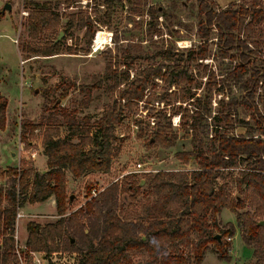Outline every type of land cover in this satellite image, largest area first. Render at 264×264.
<instances>
[{"label": "trees", "instance_id": "obj_1", "mask_svg": "<svg viewBox=\"0 0 264 264\" xmlns=\"http://www.w3.org/2000/svg\"><path fill=\"white\" fill-rule=\"evenodd\" d=\"M74 1L65 0V9ZM167 1V9L162 6L147 9L150 39L154 34L162 36L156 28L159 17L178 19L177 11L183 0ZM188 1L197 4L199 44L177 51L181 58L175 61L187 68L197 65L199 77L202 73L213 80V84L207 83L206 96L196 99L199 106L192 115L179 118L191 133L192 150L176 153V158L184 165L192 161L196 168L148 175L145 190L140 181L125 177L109 184L66 216L72 203L68 174L80 179L111 170L120 152L116 128L123 122L125 111L137 108L145 97L143 103L151 101L146 90L153 87V82L161 80L171 88L180 84L194 86L197 81L184 67L170 70L160 65L147 66L130 78L128 69L108 66L104 77L106 92L116 96L104 106L93 125L87 116L79 123L73 116L62 114L69 130L67 137H60L57 126L45 127L42 139L45 172H37L30 162H23L18 169H0V264H20L13 238L18 210L51 197L60 218L45 225L26 224L25 246L29 252L47 257L68 251L78 255L76 264H202L213 246L218 260L229 261L231 242L227 239L234 236L235 228L232 224L221 227L218 221L221 211L227 209L235 215L244 245L252 250V264H264V224H260L264 222V61L257 60V54L264 51V0H240L224 9H219L215 0ZM53 2L59 0H28L23 5L28 10L25 28L29 41H21L18 48L26 59L62 53L60 34L71 36L73 30L84 29L87 46L94 37L96 20L84 12L60 14ZM123 3L131 6L134 15H140L148 6V0H101V6L109 14L115 5ZM177 24L182 26L180 22ZM46 32L56 33V37L39 46L35 41ZM212 36L217 40L219 54L229 64L219 81L213 70L199 63L211 56ZM169 49L155 47L153 56L149 53L143 56L170 60L174 48ZM65 51L73 54L70 47ZM218 84L229 90L236 88L242 96H227L226 102L221 99L212 116L208 97ZM73 89L75 84L68 82L59 99L68 98ZM7 104L0 94V130L5 128ZM178 109L168 116L166 112L151 116L153 127L148 126L145 132L140 129L138 137L149 132L148 146L154 143L164 149L175 147L178 137L171 121L180 113L181 108ZM239 109L249 120L239 119ZM50 110L66 113L56 101L51 102ZM202 120L206 126H201ZM21 124L22 141L41 126L27 121ZM240 127L245 134H235ZM122 196H128L129 205L123 204ZM25 259V264H32L28 255Z\"/></svg>", "mask_w": 264, "mask_h": 264}, {"label": "rangeland", "instance_id": "obj_2", "mask_svg": "<svg viewBox=\"0 0 264 264\" xmlns=\"http://www.w3.org/2000/svg\"><path fill=\"white\" fill-rule=\"evenodd\" d=\"M23 1L0 0V94L8 101L5 128L0 130V169L4 170L18 169L23 162H30L37 172L43 173L45 157L42 139L45 127L48 125L57 126L60 130V137H67L69 130L63 120L64 114L73 116L79 123H82V119L87 116L90 125H93L101 116L104 106L111 103L116 96L106 92L107 82L104 77L108 66L118 70L128 69L130 78L147 66L160 65L170 70L180 69L184 66L175 61L181 58L177 51L199 44V39L196 36L197 4L194 1H181V7L177 11V20H165L163 17H159L156 28L162 32V36L154 34L150 39L147 35L150 20L147 9L149 6H162L167 9L169 7L167 0H148V6L143 8L140 15H134L130 11L131 6L126 3L115 5L112 8V13L109 14L105 7H101V0H92L88 2V5H82L80 3L82 0H75L72 9H65V0H59V2L53 3L56 11L60 14L84 12L85 15L91 16L92 20H96L94 37L90 45H86L84 29L73 30L71 36L62 35L59 39L63 45L62 53L51 57L33 56L26 59L27 56L22 55L18 48L21 41H29L25 28L28 10L24 9L27 15L22 14ZM215 1L219 9H224L231 3L238 4L240 2V0ZM7 4L11 7L10 11H5L2 14L3 8ZM177 22H180L182 26H179ZM98 32L111 33L112 42L105 45L104 49L98 53L92 54L91 45ZM55 37L56 33L46 32L40 35L35 43L43 46ZM213 37L209 47L211 56L199 63L213 70L216 80L219 81L229 64L228 60L223 59L219 54V48L216 46L217 40ZM67 47L72 48L73 54H68L65 51ZM155 47L166 50L174 48L171 50L170 60H164L158 56L152 59L143 56L148 53L149 56H153L156 52ZM79 50H84V52H79ZM173 54L176 55L172 56ZM259 58L264 61V51L257 54V60ZM123 64L126 65L123 66ZM184 68L197 80L194 86L180 84L169 88L161 80H155L153 87L146 90V96L151 95V101L143 103L145 97L137 108L125 111L123 122L116 128V145L120 152L115 157L108 173L88 174L80 179H73L68 174V194L73 198L66 216L81 208L90 198H94L91 194L87 196L88 190L93 188L100 193L109 184L120 182L125 177L140 181V186L144 188L148 175L162 171H188L196 168L192 161L188 165H184L176 158V153L192 150L191 133L188 132V126L183 125L179 118L180 115L188 116V118L192 115L195 108L199 106L196 99L206 96L207 83L210 81L213 84V80H208L207 76H203L202 73L199 77L197 65ZM68 82L74 83L75 89L71 91L68 98L60 100L59 95ZM221 85L212 87V93L208 97L212 106V116L218 111V103L221 99L224 98L226 102L227 96H242L238 89L229 90ZM53 101H56L58 108L66 113H56L50 110ZM178 108H181L180 113L175 114L171 121L178 137L175 147L164 149L154 143L148 146L146 140L150 135L149 132L141 138L138 137L140 129L145 132L148 126L153 127L154 116L165 112L168 116L177 113ZM238 113L239 119L249 120V117L241 109L238 110ZM210 120H207L208 124L211 123ZM22 121L34 125L41 124L40 128L26 141L21 140ZM205 122L202 120L201 126H206ZM221 126L226 127L224 124ZM245 132V129L240 127L237 128L235 134H245ZM33 152L35 157H32ZM137 164L142 165L141 169L137 168ZM233 194L236 195V192ZM121 200L125 206L129 205L128 196H122ZM20 211L27 217L20 220L18 227L15 224L14 236H17L19 244L22 246H25L27 239V223L35 222L45 225L54 223L60 218L51 201L35 207L26 204ZM218 221L221 227L232 224L235 228L234 236L227 239L231 242L230 260H218L213 252V246H210V251L205 254L202 264H252L254 262L252 250L244 245L240 237V229L237 227L235 215L224 209L218 216ZM59 253L61 256L57 257L56 255L55 262L57 264H76L79 260L75 253L71 254L63 250ZM26 261L27 259L22 263L25 264Z\"/></svg>", "mask_w": 264, "mask_h": 264}, {"label": "built area", "instance_id": "obj_3", "mask_svg": "<svg viewBox=\"0 0 264 264\" xmlns=\"http://www.w3.org/2000/svg\"><path fill=\"white\" fill-rule=\"evenodd\" d=\"M91 1L92 0H82L80 3L82 5H88V2H91ZM25 2H26V0L23 1L22 8H23V5ZM73 4L75 5V3H73ZM73 4L69 8H71V9L74 8ZM101 7L103 8V6H101ZM22 14L27 15V13L24 11V8H23ZM90 18H91V16H90ZM98 34H101V36L103 38V40L99 43L96 42V38H97ZM111 42H112V34L111 33H109V32H98L96 34L95 39L93 40L92 45H91L92 54L98 53L99 51L104 49L105 45H107L108 43H111ZM32 157H35L34 152H33ZM141 167H142L141 164H137L138 169H141ZM90 194H91V196L96 197L99 194V191L97 189L93 188V189H91ZM25 217H27V216L23 212L18 210L17 215H16V227H18L20 220L24 219ZM13 238L15 240V255L20 260L21 264H23L22 261L25 260L26 255L29 256V259L32 262V264H57L55 262L57 260L56 258L58 256H61V253H59V252L58 253H52L47 257L45 255H43L42 253L40 254V253H35V252H29L27 250L26 246H22L19 244L17 236H13ZM56 255H57V257H56ZM63 258H65V256H63Z\"/></svg>", "mask_w": 264, "mask_h": 264}, {"label": "crops", "instance_id": "obj_4", "mask_svg": "<svg viewBox=\"0 0 264 264\" xmlns=\"http://www.w3.org/2000/svg\"><path fill=\"white\" fill-rule=\"evenodd\" d=\"M16 42V41H15ZM45 159V162H46V158H44ZM44 166H45V170H44V172L46 171V163L44 164ZM91 174H99L98 172H95V173H91ZM101 174V173H100ZM103 174V173H102ZM73 198V197H72ZM71 198V199H72ZM48 201H51V204L53 205V207L55 206V202H54V199L51 197V198H49L47 201H45V202H43V203H47ZM43 203H38V204H34V205H30V207H35V206H39V205H41V204H43ZM29 207V206H28ZM224 210V209H223ZM222 212V211H221ZM220 215V214H219ZM41 225V224H40Z\"/></svg>", "mask_w": 264, "mask_h": 264}, {"label": "water", "instance_id": "obj_5", "mask_svg": "<svg viewBox=\"0 0 264 264\" xmlns=\"http://www.w3.org/2000/svg\"><path fill=\"white\" fill-rule=\"evenodd\" d=\"M10 8H11V7H10L9 4L5 5V7L3 8L2 14H3L5 11H10ZM61 36H62V34H60V37L58 38V40L61 38ZM260 224L263 225L264 222L262 221V222H260Z\"/></svg>", "mask_w": 264, "mask_h": 264}, {"label": "bare ground", "instance_id": "obj_6", "mask_svg": "<svg viewBox=\"0 0 264 264\" xmlns=\"http://www.w3.org/2000/svg\"><path fill=\"white\" fill-rule=\"evenodd\" d=\"M102 40H103V38H102L101 34H98V35H97V38H96V42L99 43V42H101Z\"/></svg>", "mask_w": 264, "mask_h": 264}]
</instances>
